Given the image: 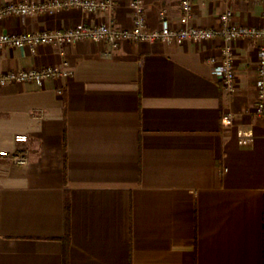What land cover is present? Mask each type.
<instances>
[{"label":"crops","instance_id":"obj_1","mask_svg":"<svg viewBox=\"0 0 264 264\" xmlns=\"http://www.w3.org/2000/svg\"><path fill=\"white\" fill-rule=\"evenodd\" d=\"M179 1L143 0L148 27L160 10L183 27ZM130 2L117 0L110 14L5 16L0 33L129 28ZM191 3L189 25L218 28L230 10L233 24L264 26V0ZM223 43L1 47L0 72L59 66L72 76L0 86V154L28 157L0 155V264H64L66 251L67 264H264V117L253 113L260 40L232 43V91L211 73Z\"/></svg>","mask_w":264,"mask_h":264},{"label":"built area","instance_id":"obj_2","mask_svg":"<svg viewBox=\"0 0 264 264\" xmlns=\"http://www.w3.org/2000/svg\"><path fill=\"white\" fill-rule=\"evenodd\" d=\"M117 0H21L0 5V18L5 16H32L41 13H52L63 8L77 7L86 12H103L110 14L115 8ZM181 19L184 26L173 28L165 10L159 11V25L150 28L145 17L143 0H131L130 6L133 12L132 26L129 28L115 27L107 22L91 24L80 22L76 25L61 29L33 30L22 33H0V48L4 46L27 47L32 53L37 51L42 44L65 45L81 40H91L106 43L115 49L122 41L134 42H168L181 44L187 40L192 42L206 41L215 37H221L224 41L220 57H211V73L219 78L225 89L232 91L235 88L234 53L232 43L244 37L260 40L257 49V75L255 79L256 101L253 113L258 117H264V26L236 25L231 22L232 13L224 11L220 15L221 25L218 28H206L189 25L188 21L192 13L191 0H180ZM72 71L66 67L44 66L39 68L7 70L0 72V86L19 82H35L42 85L48 79L68 78ZM62 92V89L59 90ZM233 114L224 111L221 114V122L229 126L233 122ZM17 142H26L27 134H16ZM245 144L248 139L240 141ZM1 156L8 157L16 164H25L28 157L25 151H2Z\"/></svg>","mask_w":264,"mask_h":264},{"label":"trees","instance_id":"obj_3","mask_svg":"<svg viewBox=\"0 0 264 264\" xmlns=\"http://www.w3.org/2000/svg\"><path fill=\"white\" fill-rule=\"evenodd\" d=\"M64 264H67V251H66V256H65Z\"/></svg>","mask_w":264,"mask_h":264}]
</instances>
